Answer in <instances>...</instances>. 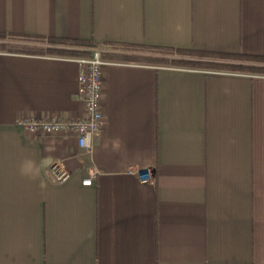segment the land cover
Returning a JSON list of instances; mask_svg holds the SVG:
<instances>
[{"label": "crops", "instance_id": "crops-1", "mask_svg": "<svg viewBox=\"0 0 264 264\" xmlns=\"http://www.w3.org/2000/svg\"><path fill=\"white\" fill-rule=\"evenodd\" d=\"M0 32L95 44L0 49V264H264V73L132 47L264 56V0H0ZM95 47L109 63L90 147L26 132L22 116L83 114L75 58Z\"/></svg>", "mask_w": 264, "mask_h": 264}, {"label": "built area", "instance_id": "built-area-1", "mask_svg": "<svg viewBox=\"0 0 264 264\" xmlns=\"http://www.w3.org/2000/svg\"><path fill=\"white\" fill-rule=\"evenodd\" d=\"M105 50L95 47L87 55L75 58L78 65L76 97L83 105V114L79 117L62 118L22 116L16 120L24 130L34 135L68 134L76 137L80 148L90 147L91 140L102 132L105 117L102 110L103 67L109 60L104 57ZM49 175L53 182L60 183L68 179L70 171L57 160L49 164ZM138 180L147 183L153 178L149 168L132 170ZM92 172L82 180V184L92 182Z\"/></svg>", "mask_w": 264, "mask_h": 264}, {"label": "trees", "instance_id": "trees-1", "mask_svg": "<svg viewBox=\"0 0 264 264\" xmlns=\"http://www.w3.org/2000/svg\"><path fill=\"white\" fill-rule=\"evenodd\" d=\"M30 37L38 40H47L54 44L68 46H94L91 41L70 39L64 37L26 36L13 33L0 32V49H7L14 44L8 42L11 39ZM8 40V41H7ZM145 50L147 53L135 58L162 65H176L191 68L216 69L227 71H246L264 73V56L250 54H235L228 52L205 51L197 49L174 48L169 46H132ZM44 51L63 54H81V50L70 48H46Z\"/></svg>", "mask_w": 264, "mask_h": 264}, {"label": "rangeland", "instance_id": "rangeland-1", "mask_svg": "<svg viewBox=\"0 0 264 264\" xmlns=\"http://www.w3.org/2000/svg\"><path fill=\"white\" fill-rule=\"evenodd\" d=\"M8 41V40H7ZM9 42V41H8ZM11 44V43H10ZM101 48V47H100Z\"/></svg>", "mask_w": 264, "mask_h": 264}]
</instances>
